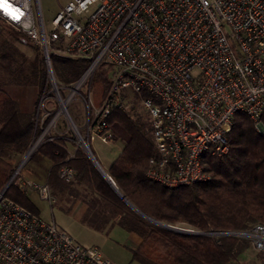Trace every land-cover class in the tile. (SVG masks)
Masks as SVG:
<instances>
[{
  "label": "built area",
  "instance_id": "1",
  "mask_svg": "<svg viewBox=\"0 0 264 264\" xmlns=\"http://www.w3.org/2000/svg\"><path fill=\"white\" fill-rule=\"evenodd\" d=\"M0 18L25 34L44 56L48 89L38 100L35 129L28 150L0 191V264H115L99 246H83L55 221L6 196L9 186L57 202L48 183L25 175L33 155L73 126L79 147L115 142L109 125L114 111L130 113L141 105L149 117L155 154L147 178L166 188L207 182L208 157L230 153L229 134L238 114L264 129V0H73L47 28L41 0H0ZM88 60L71 84L56 78L52 56ZM102 63L111 67L110 87L100 104L93 98V77ZM84 108L81 135L69 106ZM73 183L76 171L59 169ZM249 241L264 253V224L245 230L202 233Z\"/></svg>",
  "mask_w": 264,
  "mask_h": 264
},
{
  "label": "trees",
  "instance_id": "2",
  "mask_svg": "<svg viewBox=\"0 0 264 264\" xmlns=\"http://www.w3.org/2000/svg\"><path fill=\"white\" fill-rule=\"evenodd\" d=\"M14 33L10 32L9 39L0 43V80L10 79L11 84L16 82L21 86L38 83L40 87L33 110H26L22 104L26 93L17 94L0 84V191L13 175L12 160L26 153L38 133L36 107L48 89L46 62L39 47L25 34ZM22 46L32 50L36 57H30ZM52 63L56 78L67 85L81 76L89 62L53 55ZM110 74L111 67L102 63L93 77L96 104L107 95ZM138 106L133 105L130 113L114 111L109 118L114 140L121 141L123 147L107 173L130 203L155 221L171 226L187 225L202 233L245 230L250 225L264 224V135L255 129L248 116L238 114L235 118L229 134L230 153L223 158L205 159V169L211 176L209 181L170 189L146 176L155 148L148 114L140 113ZM68 149L69 143L60 139L45 143L33 157L39 155L52 162L48 177L52 191L76 193L79 192L76 186L87 191L90 199L84 223L92 224L91 227L100 232L118 225L141 239L137 249L130 248L133 261L140 264H233L243 259L251 248L249 241L236 237L186 234L149 221L121 199L84 151L77 149L75 157L67 161ZM63 164L75 169L73 183L61 179L59 169ZM6 196L39 215L29 196L14 185L8 187ZM257 254L264 260V253Z\"/></svg>",
  "mask_w": 264,
  "mask_h": 264
},
{
  "label": "rangeland",
  "instance_id": "3",
  "mask_svg": "<svg viewBox=\"0 0 264 264\" xmlns=\"http://www.w3.org/2000/svg\"><path fill=\"white\" fill-rule=\"evenodd\" d=\"M71 1L73 0H41L42 11H43V15H44L47 28L51 27L52 20L57 15V13L61 10V8L66 6ZM15 31L16 30H14L12 27L7 25L5 22L0 21V43L5 41L7 38L9 39L10 32L14 33ZM22 48L26 52L29 53L30 57H34V58L36 57V54L32 50L26 48L25 46H22ZM59 81L62 84H66L65 82L61 80ZM11 82L12 81H10V79H7L6 82L3 79L0 80V84L6 90L10 91V89L12 88L14 91H16L17 94L18 93L22 94L23 93L22 91H24V93L26 94L24 95L22 104L26 108V110L28 109L33 110L35 106L36 95L40 87L39 84L35 83V84H28L26 86H21L19 83L16 84L15 82L14 84H11ZM21 96L22 95H20L19 98H21ZM93 98L96 103L98 99L97 94L95 95L94 93ZM69 111L72 117L74 118L76 125L78 126V130L80 134L83 135L85 131L83 129V126L85 124L83 106L81 105L79 101L74 100L69 106ZM138 111H140V113H143L147 116L146 111L142 108L141 105L138 106ZM57 132L59 133L58 135L61 134L66 138L72 137L71 138L72 140L75 139L73 140L74 142L77 141L76 139L78 137L75 131L73 130V126H68L67 124L60 125L58 127ZM262 134L264 135V131H262ZM57 141L58 140H56L55 142ZM74 142H69V149L71 152H73L75 150V147H77V144H75ZM90 147L93 152L92 155L97 159L99 164L102 166V168L107 173L108 166L117 158V156L121 152L123 143L121 141L103 143L99 140H96L91 143ZM78 149H81L82 151H84L86 155L92 161L90 157L91 153L88 152V150L84 146L79 147ZM23 156L24 155L18 156L12 160L11 163L13 164L14 168L19 165V163L23 159ZM41 160L42 158L39 155H36L31 160H29V162L27 163L25 167L28 174H29L28 170H30L31 167L38 166ZM27 172L25 173L26 177H27ZM36 173L38 174L37 171ZM40 173L44 174L43 171L42 172L40 171ZM39 181L44 182V178L40 177ZM22 193L29 196L30 200L39 210V215L43 220L48 221V222L55 221L58 225H60L63 229H65L81 245L99 246L103 254L107 258L112 260L115 264H140L132 260V253L130 251V248L133 247L134 240L132 236L129 235L122 228L116 227L109 234L100 233L92 229L91 227L93 226L92 224L88 225L87 223H84V221L81 222L80 220L77 219V217L74 214H69L65 210L60 209L58 204L55 206H51L49 202L41 200L35 194H32V193L27 194L26 192H22ZM173 227L202 233V232L196 231L192 229L191 227L187 225H183V224L178 225V226H173ZM257 253L258 252L255 251L251 247L249 251L244 255L243 259H240L239 261H235L233 264H264V260H262L258 256Z\"/></svg>",
  "mask_w": 264,
  "mask_h": 264
},
{
  "label": "crops",
  "instance_id": "4",
  "mask_svg": "<svg viewBox=\"0 0 264 264\" xmlns=\"http://www.w3.org/2000/svg\"><path fill=\"white\" fill-rule=\"evenodd\" d=\"M111 164L108 166L107 171L109 170ZM51 167H52V162L50 160H48L47 158H42V160L40 161L38 166L31 167L30 170H28L29 174H28L26 169H25L26 170L25 173L27 172V177L31 181H33L37 184H45V183H48L49 171H50ZM36 171L38 172V174L36 173ZM40 171L41 172L43 171L44 174H41ZM40 177L44 178V182L41 181L42 182L41 183L39 181ZM73 186H76V185H73ZM76 187L79 190V192H76V193L75 192L74 193L69 192V191L62 192L60 190H58V191L53 190L52 192L57 197V202L54 204V206L58 204L60 209L65 210L69 214H74L78 220L83 222L84 216L88 212V208H89L88 201L90 199V195L82 187H78V186H76ZM114 219L116 220L117 218L115 217ZM116 227H119V226L114 225L112 228H110L104 232H100V231H98V232L109 234ZM119 228H121V227H119ZM127 233L129 235H131L133 240H134V244H133L132 248L137 249L141 244V239L138 236L136 237L135 234H132L129 232H127ZM131 236H130V238H131Z\"/></svg>",
  "mask_w": 264,
  "mask_h": 264
},
{
  "label": "water",
  "instance_id": "5",
  "mask_svg": "<svg viewBox=\"0 0 264 264\" xmlns=\"http://www.w3.org/2000/svg\"><path fill=\"white\" fill-rule=\"evenodd\" d=\"M264 131V129L262 130ZM90 157L93 161V163L95 164V166L98 168L99 172L102 174V176L110 183V185L113 187V189L116 191V193L121 197V199L128 204L132 209H134L136 212H138L140 215L144 216L146 219H148L149 221L156 223L164 228H168L177 232H181V233H186V234H202V233H198V232H194L191 230H186V229H182V228H177V227H173L171 225H167V224H163L161 222L155 221L153 219H151L150 217L144 215L142 212H140L132 203H130L122 194L121 192L118 190L116 184L114 183V181L112 180V178L108 175V173H106V171L102 168V166L99 164V162L97 161V159L90 154Z\"/></svg>",
  "mask_w": 264,
  "mask_h": 264
}]
</instances>
